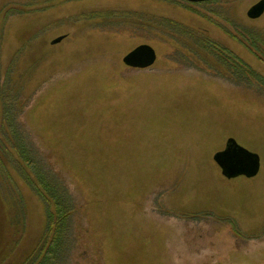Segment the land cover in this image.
Instances as JSON below:
<instances>
[{"label":"rangeland","instance_id":"rangeland-1","mask_svg":"<svg viewBox=\"0 0 264 264\" xmlns=\"http://www.w3.org/2000/svg\"><path fill=\"white\" fill-rule=\"evenodd\" d=\"M260 1L0 0V238L6 217L26 239L44 225L18 132L80 200L70 264H264ZM141 45L155 63L127 68ZM229 138L259 156L255 178L221 176Z\"/></svg>","mask_w":264,"mask_h":264},{"label":"trees","instance_id":"trees-1","mask_svg":"<svg viewBox=\"0 0 264 264\" xmlns=\"http://www.w3.org/2000/svg\"><path fill=\"white\" fill-rule=\"evenodd\" d=\"M206 48L211 49L215 55L220 51L216 46L207 45ZM224 55L226 62L223 61L222 64L234 75L238 74L236 72L238 62L233 63L229 55ZM238 65L246 72H250V68L240 61ZM253 80L259 82V78L255 75L248 81L252 83ZM259 83L263 85L261 80ZM5 115L4 118L9 119L8 121L13 117L9 107H5ZM12 138L15 141L12 146L17 152L19 174L43 207L44 225L41 232L26 239L21 222H14L10 217L9 219L6 217L5 230L0 238V264H70L68 258H70V250L74 248L70 247L69 242L73 240L75 220L77 221L81 216L80 200L74 192L73 185L69 184V179L63 178L60 168L54 165L51 157L44 152L46 148L39 147L40 144L37 143L34 154L29 150L22 134L14 133ZM5 142H10L9 137Z\"/></svg>","mask_w":264,"mask_h":264},{"label":"water","instance_id":"water-1","mask_svg":"<svg viewBox=\"0 0 264 264\" xmlns=\"http://www.w3.org/2000/svg\"><path fill=\"white\" fill-rule=\"evenodd\" d=\"M188 2H204L208 0H186ZM264 14V0H261L249 9L246 16L250 20H256ZM63 37L51 42L57 45ZM156 60L154 50L148 45L136 47L122 59V63L130 69L146 70L150 68ZM213 162L219 168L221 176L227 180L244 178L247 180L255 178L260 171V158L256 153L238 145L229 138L225 142L224 149L215 153L212 157Z\"/></svg>","mask_w":264,"mask_h":264}]
</instances>
